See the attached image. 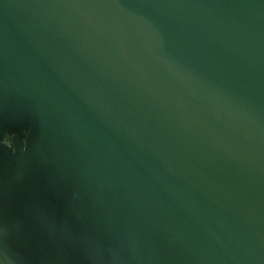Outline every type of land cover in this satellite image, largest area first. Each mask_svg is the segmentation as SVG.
Wrapping results in <instances>:
<instances>
[{"label": "water", "instance_id": "1", "mask_svg": "<svg viewBox=\"0 0 264 264\" xmlns=\"http://www.w3.org/2000/svg\"><path fill=\"white\" fill-rule=\"evenodd\" d=\"M0 264H264V0H0Z\"/></svg>", "mask_w": 264, "mask_h": 264}]
</instances>
